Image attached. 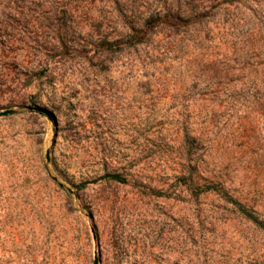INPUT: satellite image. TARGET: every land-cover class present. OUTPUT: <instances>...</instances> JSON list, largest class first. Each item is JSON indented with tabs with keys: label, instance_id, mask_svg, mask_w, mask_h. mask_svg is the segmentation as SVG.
<instances>
[{
	"label": "rangeland",
	"instance_id": "1",
	"mask_svg": "<svg viewBox=\"0 0 264 264\" xmlns=\"http://www.w3.org/2000/svg\"><path fill=\"white\" fill-rule=\"evenodd\" d=\"M9 110L0 264H264V0H0Z\"/></svg>",
	"mask_w": 264,
	"mask_h": 264
},
{
	"label": "water",
	"instance_id": "2",
	"mask_svg": "<svg viewBox=\"0 0 264 264\" xmlns=\"http://www.w3.org/2000/svg\"><path fill=\"white\" fill-rule=\"evenodd\" d=\"M37 110L41 111V112H45V110H43L42 108H37ZM13 113V110H9L7 112H1L0 113V117L1 116H7L9 114H12ZM94 264H99V260H98V257H95V262Z\"/></svg>",
	"mask_w": 264,
	"mask_h": 264
}]
</instances>
